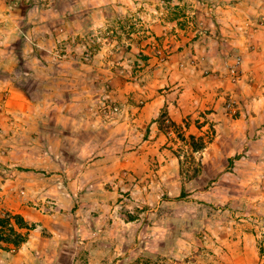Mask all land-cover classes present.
I'll return each instance as SVG.
<instances>
[{
	"label": "rangeland",
	"instance_id": "374dc122",
	"mask_svg": "<svg viewBox=\"0 0 264 264\" xmlns=\"http://www.w3.org/2000/svg\"><path fill=\"white\" fill-rule=\"evenodd\" d=\"M254 1L253 6L261 11L253 19H259L264 16V0ZM235 2L0 0V49L26 58L37 54L54 65L65 54L72 65H81L70 68L85 72V78L69 82L81 87L83 95L73 96L68 90L66 95L57 94L65 88L54 92L56 100L73 99L77 109L70 116L81 125L77 130L57 127L56 131L91 142L87 158L99 152L105 155L100 167L87 174L88 183L61 193L68 199L66 205L57 192L18 190L16 198L23 204L28 201L29 218L43 221L31 222L38 237L31 236L28 253L23 251L13 259L18 250L8 249L0 255V264H22L26 257L29 264H264V128L258 135L245 122L237 131L230 128L232 119L241 115L239 103L249 96L245 83L249 81L242 78V57L235 49L245 38L244 18L253 20L248 17L251 8H233ZM96 10L98 16L92 14ZM230 11L239 13L234 18ZM9 24L16 30L11 35ZM204 51L218 60L199 62L196 52L204 58ZM175 54L180 58L177 68L184 71L193 91L205 82L222 91H217L220 99L213 107H202L192 118L188 116L191 128L183 135L199 134L198 126L203 125L213 143L204 155L194 153L195 162L182 165V170L177 157L189 151L178 139L166 105L157 117L166 142L143 143L144 138L155 140L149 137L152 129L135 123L129 129L126 120L131 105L142 106L147 98H127L124 92H138L146 74L165 69ZM235 56L240 59L237 79L229 71ZM21 61L29 64L19 60L21 77L16 85L32 102L40 98L44 83L57 87V69L34 77L26 69L30 66ZM194 67L200 71L189 75ZM8 76L0 72V81L12 82ZM169 88L165 82L158 87L163 92ZM175 89L179 92L178 85ZM238 89L243 97L233 94ZM7 97V91L0 90V110ZM231 102L233 109L228 106ZM8 134L0 127V141ZM8 146L0 147L4 159ZM54 162L61 164L51 159L50 166L37 171L40 177H48L46 188L63 179L55 175L59 171L51 165ZM35 163L9 166L1 160V173L4 179L15 175L25 179L21 171L33 169ZM48 217L59 221L53 232L48 226L40 227ZM41 234L52 236V242H41Z\"/></svg>",
	"mask_w": 264,
	"mask_h": 264
},
{
	"label": "crops",
	"instance_id": "0c3cea01",
	"mask_svg": "<svg viewBox=\"0 0 264 264\" xmlns=\"http://www.w3.org/2000/svg\"><path fill=\"white\" fill-rule=\"evenodd\" d=\"M253 4H255L254 0H236L235 7L233 8L238 7L240 9V7H250L251 10L248 9L250 16L248 17L253 19V16L258 14V11L260 10L256 9ZM98 12L99 10H96V13L92 14L98 16ZM230 13L231 15L235 16L234 18H236L237 13L239 12L230 11ZM243 22L246 23L245 38L239 41V44L236 47L237 49L235 50L241 54L242 78L243 80L246 79L249 81L245 83H248L250 91L249 96L239 103L238 110L241 115L232 119V125L230 128H233V130L237 131L239 130L238 125H240L242 122H245L249 128H253L252 131H255V133L258 135L261 129L264 128V125L262 124L264 123V16L260 15L259 19L254 17L253 20L249 21L247 19L245 20L244 18ZM7 28V30L10 31V35L11 32L15 30L12 28L11 24H9ZM44 44H41L40 47H44ZM200 47L203 48V46ZM204 53L206 56L202 58L199 57L198 53L196 52L199 62L214 63L215 60H218V58L213 54H210L209 51H204ZM176 55L177 54H175V57L170 58L165 69L162 70L155 68L151 72V75H154L155 77L153 79L151 78V80L149 79L151 77L149 71V74H146L145 76L146 83L142 84V86H139L138 92H132L131 90L124 91L128 95L127 98H147L145 99V103L142 106L132 107L131 105V108L128 109L126 120L129 129L134 128L135 124L141 128L142 126H145V128L148 127L152 129V135L149 137H155V140H151V138H144L143 143H156V141H160V144H164L166 142L167 138L160 131L159 122L157 120V117L161 113L164 104L171 115L173 123H175L180 132L184 133V131H187L191 128V122L187 123L188 116L189 118H192L193 114L198 112L202 107H213V104L216 103L218 99H220V96L217 95V91L220 93H222V91H220V88L217 89L214 87L216 84L210 82L203 83L202 86L193 91L192 89L194 87L191 88V82L184 78V71L178 70L177 68V62L180 61V58ZM218 55L220 56V53H218ZM26 56L27 55H22L21 53L19 56H17V54L10 55L7 54L5 49H0V72L8 73L9 76L7 79L13 80L12 82H5V80L0 81L1 92L6 90L8 93V97L4 103V108L0 110V127L4 128L5 131L11 132V134H8L9 137L7 139L0 141V147L3 144L9 145L5 159L0 156V161L5 160L9 166H26L27 163L36 162L33 169L27 168L21 171L20 174L23 175L25 179L23 177L19 179L16 177V175L12 178L4 179L3 174L1 173L2 165L0 164V214L2 211H9L13 214H18L22 217L27 225L32 227L28 230L25 228L21 229L23 232L27 231V238L26 241L17 248V256L13 259L20 258L22 255L21 252L23 251L28 253V250L25 249H27L26 246L30 242L31 236L35 235L38 237L31 222L32 220L34 222L37 220H42L41 217H36L35 219L29 218L28 212L26 210V208H29L27 205L28 201L25 199V203L23 204L19 198H16L15 195L18 190H22L28 194L32 191L43 192L44 190L48 192H57L60 194L69 192L70 189H73V187L80 188L83 184L88 183L87 179H85L87 174H90L93 170L100 167L99 164L105 159V155H102L101 152L97 153L98 155H93L91 158H87L86 154L91 153H87L86 149L88 147H92L90 144L91 142H79L76 137H69L66 135L63 136L61 134V130L56 131L57 127L77 130L81 125V123L76 120L75 117L72 118L70 116V111L72 109H77L73 99L68 100L65 98L60 101V99L56 100L54 98L55 90H62L63 88L65 89L57 94L66 95V91L68 90L73 96L77 94L83 95L79 94L82 93L81 87L76 86L74 82H69L71 79L76 81L77 79L85 78V72L77 70L72 71L70 68L80 67L81 65L78 66L75 63L72 65V61H70L68 56L65 54L63 55L61 62L57 63V65H54V63L49 61L45 62L37 54L34 57L29 56L26 58ZM17 57H19L21 60H28L29 64L24 63L23 61L21 62L30 66V68L26 66V69L34 77H38V75L41 76L46 72H52V67L57 69V76L60 79L57 81V87H54L53 85H46V83H44L46 88H52V90H47L45 87H41L40 98L37 101L32 102L28 95L16 85V79L21 77V72L18 68V62L20 59ZM17 68L18 70H16ZM191 70H193V72ZM191 70L189 75L198 73V70L200 71V69L197 67H194ZM59 73L63 75H59ZM178 78L181 79L176 82L175 80ZM42 80H44V76H42ZM203 80L205 79L203 78ZM61 82H63V85ZM162 82L170 85V88L167 89L166 92L158 89ZM70 84L72 86H69ZM177 85L179 87V92L177 89H175ZM220 85L221 83H219L218 86ZM125 86L126 85L124 84L122 85L124 89ZM233 94H235L237 98L244 96L240 89L233 92ZM245 113H248V116H246ZM10 115H13L12 117L15 120L13 125L10 124ZM44 123H46V125H44ZM241 126L244 125L241 124ZM203 127V125L198 126L200 133L194 135L198 136L207 134V131L202 130ZM224 132L226 131L224 130ZM128 133L130 132L128 131ZM228 133H230L227 136L229 138L232 131L230 130ZM225 134L226 133H224V135ZM235 134L236 133L233 132V136H235ZM129 135L132 137V133ZM66 140H68V144L65 142ZM212 143L213 142L209 141L207 145ZM207 145L204 148L205 150L208 148ZM63 147H66L68 150H66V152L63 151ZM203 150L194 153L202 152L204 155L205 150ZM47 154H49V156H44ZM144 154L146 155L148 153L145 151ZM69 158H72V162L67 161ZM94 158L97 159L94 160ZM51 159H54V161L58 160L62 164H55L56 162L51 163V165L55 166V168L58 169L57 171H59L55 172V175L59 177L61 176L63 179H61V181L58 180L56 183H52L51 187L46 188L44 186L49 185L48 177H40L41 173L37 171L43 170L46 168V166H50ZM201 159L203 160L202 156ZM15 171L18 170L15 169ZM61 196L63 198L62 194ZM63 201L65 205L68 204V199L63 198ZM45 220L48 221L44 222V224L41 223L40 227L48 226L50 232H53V228L56 227V223L59 221L56 219V217L55 219L48 217L45 218L44 221ZM60 224H62L61 221ZM45 235L46 234H41V237H39L41 242H46L47 240L52 242V236L46 237ZM33 243L34 242H32V244ZM7 250V245H1L0 255L2 256V254L6 253ZM24 260L25 261L22 264H29L27 257Z\"/></svg>",
	"mask_w": 264,
	"mask_h": 264
},
{
	"label": "trees",
	"instance_id": "16d2710c",
	"mask_svg": "<svg viewBox=\"0 0 264 264\" xmlns=\"http://www.w3.org/2000/svg\"><path fill=\"white\" fill-rule=\"evenodd\" d=\"M173 126L176 127L175 123ZM178 132V139L182 142V145L185 146L189 153L187 155L178 156L179 164L181 165H191V163L195 162V157L193 156L194 152H198L203 150L207 143L210 141L209 135H194L188 134L186 137L183 135L182 132ZM200 165V163H198ZM185 174H188L189 169L185 168ZM197 171V168H194ZM31 229L32 227L27 225L22 217L18 214H13L9 211H2L0 214V246L7 245L8 249L16 250L22 243L26 241L27 238V231L23 232L21 229Z\"/></svg>",
	"mask_w": 264,
	"mask_h": 264
},
{
	"label": "built area",
	"instance_id": "2783aa9c",
	"mask_svg": "<svg viewBox=\"0 0 264 264\" xmlns=\"http://www.w3.org/2000/svg\"><path fill=\"white\" fill-rule=\"evenodd\" d=\"M233 63L230 65V74L234 79L238 78V64H239V57L235 56L233 57ZM228 106L230 107V109H233V104L232 102L228 104ZM114 109H117V107H114Z\"/></svg>",
	"mask_w": 264,
	"mask_h": 264
}]
</instances>
